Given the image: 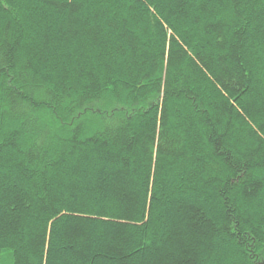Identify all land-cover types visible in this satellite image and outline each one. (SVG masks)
<instances>
[{
	"label": "trees",
	"instance_id": "trees-1",
	"mask_svg": "<svg viewBox=\"0 0 264 264\" xmlns=\"http://www.w3.org/2000/svg\"><path fill=\"white\" fill-rule=\"evenodd\" d=\"M65 4L0 0V264H264V0Z\"/></svg>",
	"mask_w": 264,
	"mask_h": 264
},
{
	"label": "snow or ice",
	"instance_id": "snow-or-ice-1",
	"mask_svg": "<svg viewBox=\"0 0 264 264\" xmlns=\"http://www.w3.org/2000/svg\"><path fill=\"white\" fill-rule=\"evenodd\" d=\"M73 2V0H67V4H71ZM67 4H65L64 6H67ZM56 6V5H54ZM61 11H63V7H61ZM76 11V8L73 7L71 9V12H75ZM69 18H71V13L69 14ZM76 21L73 20V23H75ZM221 39H222V36H221ZM222 46V45H221ZM41 158V152L39 149H36V150H30L29 153H28V161L29 163H33L37 160H39ZM248 162H245L243 164V168H244V174L241 175L240 179L237 180V181H234L233 183L235 185H238L241 181H247L250 179V177L247 175V169H248ZM227 190V189H226Z\"/></svg>",
	"mask_w": 264,
	"mask_h": 264
}]
</instances>
